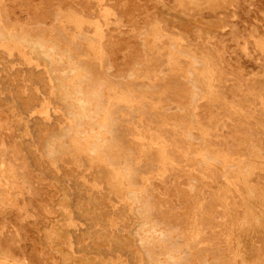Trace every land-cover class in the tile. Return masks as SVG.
Wrapping results in <instances>:
<instances>
[{"label":"rangeland","instance_id":"374dc122","mask_svg":"<svg viewBox=\"0 0 264 264\" xmlns=\"http://www.w3.org/2000/svg\"><path fill=\"white\" fill-rule=\"evenodd\" d=\"M0 264H264V0H0Z\"/></svg>","mask_w":264,"mask_h":264},{"label":"bare ground","instance_id":"6f19581e","mask_svg":"<svg viewBox=\"0 0 264 264\" xmlns=\"http://www.w3.org/2000/svg\"><path fill=\"white\" fill-rule=\"evenodd\" d=\"M80 107H81V105H80ZM82 108H83V107H82ZM83 110H84V109H83ZM83 110H82V111H83ZM82 111H81V112H82ZM78 113H79V112H78ZM83 113H86V112L84 111ZM76 115H77V114H76ZM78 115H80V113H79ZM83 115H84V114H83ZM84 116H85V115H84ZM84 116H83V117H84ZM106 118H107V117H106ZM80 119H81V118H80ZM107 119H108V118H107ZM108 120H109V119H108ZM108 124H109V123H108ZM78 126H79V125H78ZM103 143H104V142H103ZM102 145H103V144H102ZM88 147H89V146H88ZM94 147H95V146H94ZM102 148H104V147L102 146ZM104 149H105V148H104ZM105 153H106V152H105ZM103 154H104V153H103ZM104 155H105V154H104ZM101 157H102V156H101ZM104 158H105V157H104ZM108 161H109V160H108ZM111 164H112V163H111ZM110 168H111V167H110ZM124 173H125V172H124ZM126 174H127V173H126ZM128 175H130V174H128ZM117 176H118V175H117Z\"/></svg>","mask_w":264,"mask_h":264}]
</instances>
